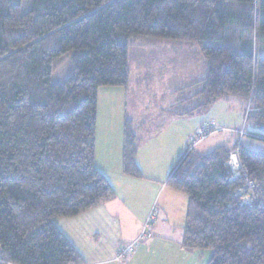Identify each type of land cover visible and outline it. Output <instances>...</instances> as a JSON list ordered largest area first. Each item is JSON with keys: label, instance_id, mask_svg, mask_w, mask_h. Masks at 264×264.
Returning <instances> with one entry per match:
<instances>
[{"label": "trees", "instance_id": "16d2710c", "mask_svg": "<svg viewBox=\"0 0 264 264\" xmlns=\"http://www.w3.org/2000/svg\"><path fill=\"white\" fill-rule=\"evenodd\" d=\"M23 3L0 0L3 264H85L57 223L115 197L95 164L99 90L128 88L135 39L198 44L208 66L188 88L202 101L197 109L238 98L264 129V54L256 43L264 38V0H32L27 11ZM69 52L73 74L53 82L55 61ZM236 149L242 168L233 179ZM189 152L167 182L188 198L184 248L210 251L208 264H264V151L237 141ZM136 158L127 122L123 171L144 178ZM245 176L256 185L251 205L248 191L239 194Z\"/></svg>", "mask_w": 264, "mask_h": 264}, {"label": "crops", "instance_id": "0c3cea01", "mask_svg": "<svg viewBox=\"0 0 264 264\" xmlns=\"http://www.w3.org/2000/svg\"><path fill=\"white\" fill-rule=\"evenodd\" d=\"M25 1L26 0H24V3ZM30 6L31 4L27 3V9L25 11L29 10ZM162 45L165 44L163 43ZM185 50V46H179L177 48V53L184 54ZM198 51L199 55L195 57L193 50L189 49L188 54H191L193 59L184 56L180 65V76L179 72L173 76L174 78L179 77L181 81L177 83V85H173L174 91L171 93L172 101L169 107L165 109V113L170 121H167V129L161 134L152 133L150 132V128H148L149 126H157L154 123L157 116L153 115L152 118H148V120H141L133 117V112L129 114L127 98L132 77L130 78L128 88H100L95 164L97 169L112 186L115 197L113 200L86 211L79 216L61 219L57 223L62 233L82 255L85 264L209 263L212 257L210 251H190L183 246L184 227L188 207L187 196L169 187L167 185L168 179L166 181L162 178L156 180L157 177L145 173L146 179L136 178L125 174L123 171V145L125 125L127 122H129V126L132 130L135 129L137 131L138 126L133 128V125L142 121V124L147 126L146 132L150 133V135L152 134L154 138L152 140L150 139L151 141L155 140V138L156 141H160V139L166 135V132L170 131V129H174L169 132L166 137L167 145L175 144L170 138L172 135L175 136L174 131L176 130L178 137L180 136L182 140V142H178L176 146L178 154H181L184 150L185 152L187 151L186 141L191 138L192 134H194L204 122L200 121V117H197L196 114L212 107L209 106L207 108L197 109L202 101L200 97H195V89H188L193 84L201 81L207 73V62L206 65H204L206 68L204 66L202 70L198 68V71H200L197 72L198 74L194 72L196 65L198 66L199 64L200 67L201 64L199 62H204V56L200 54L202 53L201 50L198 49ZM134 56H136V52L133 53V57ZM150 58L151 57L148 59ZM134 61L140 63L141 60L134 59ZM151 63L154 65L155 61L151 60ZM147 65L148 63L146 62V66ZM149 75L150 74L147 73L146 77L150 78ZM104 98L107 100L106 104H108V109L105 110L106 122H103L102 125L105 123V126H102V130H106V133L108 129L113 131L114 126L117 131L114 133L111 132L104 141H100L98 139V130L102 122L100 121L101 101H103ZM212 120L218 124L214 119ZM186 124L189 126H186ZM159 126L158 123L157 130ZM218 126L221 127V125ZM163 128L164 126L162 129ZM221 128L226 127L222 126ZM150 140L149 144L143 143L142 147H150ZM228 140L231 142L229 143ZM237 141L238 138L235 136H229L225 144L232 146ZM136 145V162L143 173V166L146 162L148 163V161L140 158L141 147L138 141ZM162 145L165 146L166 144L164 143ZM157 171L158 170L154 169V166L152 167V171L150 170L152 174H156ZM179 206H181V208H178ZM152 212H154V220L151 222L149 228L151 237L137 240L144 227L147 225ZM136 240L138 243L133 254L125 260H116L118 251Z\"/></svg>", "mask_w": 264, "mask_h": 264}, {"label": "rangeland", "instance_id": "374dc122", "mask_svg": "<svg viewBox=\"0 0 264 264\" xmlns=\"http://www.w3.org/2000/svg\"><path fill=\"white\" fill-rule=\"evenodd\" d=\"M31 0H26L24 3V11L27 9V3L30 4ZM237 34L240 33L238 29H236ZM259 36L257 40V47L259 50V54H264V51H261L259 48L264 43V38ZM136 46L133 47L130 51V71H131V87L128 91V98H127V105H128V112L132 114L133 117L139 118L141 120H148V118H152V116H157L156 121L154 122L157 126H149L150 132L152 133H159L161 134L167 129V121L168 116L165 113V109L169 107V104L172 101V92L173 85H177L181 81L179 77L174 78L173 76L179 72L180 76V65L183 57L193 59L191 54H188V50H193L194 56L199 55L198 49H200L198 44H187V43H177L168 40H156V39H148V38H138L134 40ZM165 45H162V44ZM239 43V42H238ZM179 46H185L184 54H178L177 48ZM191 46V47H190ZM197 48V49H196ZM137 49V50H136ZM239 49V46H237ZM136 52V56L133 57V53ZM202 55V53H200ZM73 55L74 52H69L63 57L59 58L55 61L53 65V73H52V80L56 83H61L68 80L74 72V62H73ZM151 57L150 59H148ZM203 57V56H202ZM140 59V63L134 61V59ZM151 60H154V65L151 63ZM204 62H199L201 65L199 67L196 65L194 72L198 74V68L203 69V66L206 65V59L203 57ZM146 62L148 65L146 66ZM196 62V61H194ZM150 66V68H149ZM206 68V66H204ZM206 72V71H205ZM150 74L147 78L146 75ZM202 73V72H201ZM172 85V86H170ZM170 86V87H168ZM122 100V99H121ZM106 98L101 101V116L100 121L101 125H99L98 130V139L104 141L109 134L114 133L116 128L113 126V131L108 129L107 133L106 130H102V126H105L103 122H106V114L105 110L108 109V104H106ZM125 103V99H124ZM216 104V103H215ZM241 99L238 98H224L217 102L216 105H212L209 109L200 111L196 114L197 117H200V121L209 122L213 121L214 119L218 124L231 129L229 132H222L217 133L211 136L206 142L201 143L197 147V151L199 153H207L213 151L215 147L218 145H222L226 143V140L229 136H237L233 134V129H241L246 122V115L248 110V104ZM186 109V108H185ZM125 110V108H124ZM104 113V115H103ZM249 117V116H248ZM123 119V115H122ZM249 119V118H248ZM206 120V121H205ZM170 121V120H169ZM143 122L140 121L138 124H134L133 128L137 127V131L133 129V131L137 134L136 143L140 145L141 149V156L140 158L143 160H147L145 165L143 166V176L145 178V174L157 177V179L162 178L165 181L170 176L171 171L176 167L178 160L180 157L186 153L188 155L190 152L184 150L181 154H178L177 150V143L182 142L180 136L178 137L177 131L175 130V136L172 135L170 138L171 141H174L175 144H168L167 145V136L169 132L174 129H170V131L166 132V135L160 139V141L155 140L152 137V134L146 132L147 126L142 124ZM159 123V129L158 128ZM202 123V124H203ZM201 124V125H202ZM200 125V126H201ZM248 127H257V125L252 124V121L248 120ZM164 128L162 129V127ZM186 126H189L186 124ZM220 127V126H219ZM178 130V129H177ZM109 132V133H108ZM173 132V134H174ZM179 132V131H178ZM181 133V130H180ZM195 134V133H194ZM192 134V136L194 135ZM150 137L148 138V136ZM151 139V140H150ZM169 139V137H168ZM149 140L151 141L150 147H142L143 143L149 144ZM242 143L244 146L254 149L256 151H264V141L256 140L252 138L245 137L242 139ZM165 141V142H163ZM229 141V140H228ZM163 142V143H162ZM231 141H229L230 143ZM101 143V142H100ZM166 144L165 146L162 144ZM239 143V142H238ZM187 148L191 144V139L186 141ZM171 146V147H170ZM192 152V151H191ZM154 166L155 170H158L156 174H152V167ZM158 168V169H157ZM178 208H181L179 206Z\"/></svg>", "mask_w": 264, "mask_h": 264}, {"label": "built area", "instance_id": "2783aa9c", "mask_svg": "<svg viewBox=\"0 0 264 264\" xmlns=\"http://www.w3.org/2000/svg\"><path fill=\"white\" fill-rule=\"evenodd\" d=\"M253 111L250 103L248 106V110H247V115H246V122L244 124V126L239 129V130H235L233 129V134H235L238 138V142L242 143V139L245 137H250V138H257V139H261L264 140V129L257 128V127H248V115ZM231 131V129L229 128H221L219 127L214 121H209V122H205L203 123L195 132V134L193 136H191V144L188 147V151H192L194 150L198 145H200L201 143L205 142L206 140H208L211 136L217 134V133H222V132H229ZM259 132L261 134H259ZM228 165L230 166L232 173H233V179H236L237 176V172L242 168L240 159H239V154H238V149L234 150L231 153V158L228 162ZM247 179V186L239 191V194L244 193L245 191H248V195L245 198V203L247 205H251L254 197H255V189H256V185L253 181H250L247 176H245ZM154 220V212H152L147 225L144 227L143 231L141 232L139 238L137 240L140 239H146V238H150L151 237V233H150V225L151 222ZM137 240L135 242H133L132 244L120 249L116 255V260H125L127 257L131 256L133 254V252L135 251V247L137 245ZM4 261L2 259H0V264H3Z\"/></svg>", "mask_w": 264, "mask_h": 264}]
</instances>
